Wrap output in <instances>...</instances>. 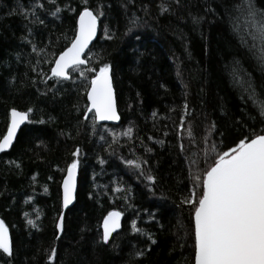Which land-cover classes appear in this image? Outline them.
Listing matches in <instances>:
<instances>
[{"label": "trees", "instance_id": "obj_1", "mask_svg": "<svg viewBox=\"0 0 264 264\" xmlns=\"http://www.w3.org/2000/svg\"><path fill=\"white\" fill-rule=\"evenodd\" d=\"M240 2L88 0L92 9L103 4L99 36L86 58L89 66L112 64L122 120L110 125L93 124L91 114L84 120L87 100L76 73L59 83L45 82L43 75H51L50 61L70 46L82 0H57L58 17L38 10L43 24L23 14L34 0H0V140L12 108L33 109L12 148L0 154V219L14 249L11 258L0 253V264H47L53 247V264H192L194 221L182 203L192 175L205 170L216 152L234 147L241 134L264 127L245 90L250 84L264 98V63L250 48L243 17L236 20ZM161 3L171 4V11L161 13ZM254 4L264 10V0ZM132 18L137 26L128 31ZM185 102V129L190 125L195 139L178 127ZM212 122L210 143L217 147L205 157ZM129 128L131 138L123 135ZM77 148V200L64 213L61 184ZM196 153L199 163L193 164ZM129 160H146L144 175ZM113 210L123 213L122 228L104 244L103 220ZM61 214L63 233L55 227ZM133 221L141 232L133 231Z\"/></svg>", "mask_w": 264, "mask_h": 264}, {"label": "snow or ice", "instance_id": "obj_2", "mask_svg": "<svg viewBox=\"0 0 264 264\" xmlns=\"http://www.w3.org/2000/svg\"><path fill=\"white\" fill-rule=\"evenodd\" d=\"M47 3L54 7V11L45 8L44 0H34L30 9H22L24 16L30 18L31 23L39 24H43L44 20L37 14L38 10L51 11L53 16L58 17L62 9L57 6V0H47ZM82 3L84 7L79 12L78 28L70 40V46L62 51L58 58L50 61L54 64V67L50 68V76L40 74L45 76V82L54 79L59 83L72 80V74L76 73L83 82L87 100L84 106V120H88V114H91L93 124L119 121L121 117L113 86L112 64L104 62L98 66H89L90 58H86V52L90 51L89 45L96 39L100 18L104 16L103 4H98L96 9H92L88 6V0H82ZM172 3L179 5L180 0H172ZM159 7L161 13L171 11V4L165 6L161 3ZM235 8L240 13L236 20L240 21L243 17V25L247 29L245 36L252 40L250 48L257 50L258 59L264 63V10L257 9L254 0H241ZM193 23L199 24L200 18L194 17ZM130 24L128 31L137 26V19L132 18ZM105 35H108L107 28ZM111 38L109 36V39ZM242 42L247 43V39L242 38ZM36 51V46H33V52ZM245 90L253 108L260 117H264V98H261L250 84ZM32 111L31 108L27 111L11 109L10 125L7 134L0 140V152L12 147L20 126L26 121L31 122L29 117ZM182 111L184 116L181 117L178 127L181 131L186 130L191 139H195L192 127L189 125L185 129L184 117L189 115L187 102L184 103ZM155 115L156 113H153V116ZM215 128V123L212 122L208 128V137L204 141L209 143L205 157L209 150L216 152L217 146L210 143ZM123 135L131 138L132 129L129 128ZM112 136L115 137L116 133H112ZM100 139L103 140L104 137L101 136ZM237 139L234 147L216 152L212 163L205 170L192 175V188L182 199V203L191 208L194 221L192 264H264V127L259 130L250 128L246 135L241 134ZM180 147L183 150V144ZM73 156L76 159L67 167L66 176L62 181L64 209L76 199L79 148ZM198 158L199 153H196L192 163L198 164ZM127 163L144 175L143 165L147 164L146 160H129ZM146 179L155 183V177L152 175H148ZM44 190L48 191L46 187ZM25 215L27 216V213ZM122 215L119 211H111L104 218L102 243L108 244L112 234L120 228ZM27 223L33 229L39 228L35 220L28 219ZM55 227L59 233H63L62 214L59 215ZM132 229L137 233L142 231L135 221L132 223ZM59 238L57 235L56 239ZM0 253L5 254L7 258L14 255L9 226L3 219H0ZM136 255L143 256L144 253L138 251ZM56 258L57 251L53 247L47 255V264H53ZM5 264H10V260H6Z\"/></svg>", "mask_w": 264, "mask_h": 264}, {"label": "water", "instance_id": "obj_3", "mask_svg": "<svg viewBox=\"0 0 264 264\" xmlns=\"http://www.w3.org/2000/svg\"><path fill=\"white\" fill-rule=\"evenodd\" d=\"M77 24H79V18H78ZM98 34H99V29H98V32H97L96 39L92 42V44L89 45V48H90V47L95 43V41L97 40V38H98ZM113 86H114V83H113ZM114 89H115V87H114ZM115 93H116V90H115ZM116 99H117V94H116ZM117 109H118V101H117ZM18 111H19V110H18ZM118 112H119V109H118ZM119 114H120V113H119ZM120 117H121V116H120ZM120 122H121V118H120L119 121H103V123L111 124V125H118V124H120ZM27 123H28V122L26 121V122H25L24 124H22V125L20 126V128L17 130L16 138L14 139L12 146L14 145V143H15V141H16V139H17V136H18L20 130H21V129H22ZM9 125H10V122H9ZM8 127H9V126H8ZM6 134H7V132H6ZM6 134H5V135H6ZM11 148H12V147H11ZM11 148L6 149L4 152L9 151ZM4 152H0V154H1V153H4ZM78 181H79V170L77 171V177H76V185H77V187H76V199H75V200H74V201L68 206L67 209H69L70 207H72V206L76 203V200H77V191H78ZM62 194H63V189H62ZM67 209H64V212H66ZM113 211H118V210H113ZM119 212H120V211H119ZM120 224H121L120 228L117 229V231L114 232V233L112 234V237L110 238L109 241H111V239L113 238V236L121 230V228H122V224H123V215H122V217H121Z\"/></svg>", "mask_w": 264, "mask_h": 264}, {"label": "bare ground", "instance_id": "obj_4", "mask_svg": "<svg viewBox=\"0 0 264 264\" xmlns=\"http://www.w3.org/2000/svg\"><path fill=\"white\" fill-rule=\"evenodd\" d=\"M78 18H79V16H78ZM99 25H100V21H99ZM99 31H100V26H99ZM98 36H99V34H98ZM93 46V45H92ZM91 46V47H92ZM91 47L89 48V49H91ZM66 50V49H65ZM89 52V51H88ZM88 52H86V55H87V53ZM58 58V57H57ZM53 67H54V65H53ZM18 110V109H17ZM19 111H21V110H19ZM11 113V112H10ZM120 116H121V114H120ZM29 119H30V117H29ZM121 120H122V117H121ZM10 122V121H9ZM121 123V122H120ZM111 125V124H110ZM9 126V125H8ZM8 129V128H7ZM6 132H7V130H6ZM6 134V133H5ZM2 139H3V137H2ZM1 139V140H2ZM79 170V169H78ZM65 176H66V174H65ZM64 176V177H65ZM79 177H80V171H79ZM64 179V178H63ZM78 186H79V181H78ZM61 190H62V184H61ZM63 212H64V208H63ZM65 213V212H64ZM122 213V212H121ZM102 230H103V224H102Z\"/></svg>", "mask_w": 264, "mask_h": 264}]
</instances>
